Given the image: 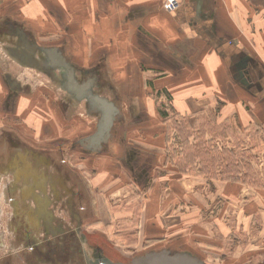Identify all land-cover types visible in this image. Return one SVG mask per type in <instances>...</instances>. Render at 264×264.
<instances>
[{
	"label": "crops",
	"instance_id": "crops-1",
	"mask_svg": "<svg viewBox=\"0 0 264 264\" xmlns=\"http://www.w3.org/2000/svg\"><path fill=\"white\" fill-rule=\"evenodd\" d=\"M3 1L1 16L20 23L23 30L31 32V38L62 40V53L78 55L80 69H87L93 62L102 64L100 69L106 77L102 85L111 86L118 95L119 114L113 118L109 138L93 149L102 151L91 156L87 164L86 170L94 179L91 188L96 192L92 214L101 213L100 209L108 214L113 207L129 201L134 204L139 198L141 202L135 205L140 210L118 211L116 222L122 231H134L130 225L132 216L137 215L138 229L145 230L146 238L161 240L172 225L168 218L161 219L171 214L163 183L172 139L165 138L169 116L158 109L148 93L157 86L165 87L167 93L169 87L175 88L178 114L174 120L183 126L193 127L205 118L220 125L208 110L214 107L211 103L215 98L216 103L226 97L229 103L234 102L229 94L230 64L248 55L257 64L249 59V66L261 72V82L255 91L247 88L263 102L264 0ZM88 82L92 85L94 80ZM185 87H191V93L184 92ZM257 118L264 122V113ZM181 175L192 181L187 194L193 199L189 207L195 212L191 220L178 217L175 225L179 224V230H185V220H193V237L197 236L200 244L216 247L211 255L225 263L234 257L238 264L250 262L242 248L260 245L263 252L257 257L264 264L263 184ZM250 177L246 178L248 182H259L258 176L254 180ZM202 181L208 183L207 188H212L209 192L217 199L212 204L208 201L206 207L199 201L200 193L207 191L201 190ZM217 184L237 185L239 190L232 193L229 188L222 193ZM202 218L210 222L206 228L198 226Z\"/></svg>",
	"mask_w": 264,
	"mask_h": 264
},
{
	"label": "rangeland",
	"instance_id": "rangeland-1",
	"mask_svg": "<svg viewBox=\"0 0 264 264\" xmlns=\"http://www.w3.org/2000/svg\"><path fill=\"white\" fill-rule=\"evenodd\" d=\"M30 34L0 12V264H156L153 258L163 253L185 264H238L237 257L220 262L211 255L216 247L200 244L198 237H193V220L186 221L195 212L189 207L193 199L187 194L192 181L170 164L163 196L171 203L167 204L171 214L161 219L168 218L172 225L160 241L146 238L145 230L138 229L137 215L132 216L130 225L134 231H122L116 222L118 211L140 210L135 205L141 202L139 198L134 204L129 201L128 206L113 207L108 214L103 209L92 214L96 192L91 188L93 176L86 169L90 157L102 150L95 151L80 141L92 137L102 121L104 112L96 98L114 107V118L119 114L118 95L111 86L102 85L106 77L101 63L80 69L78 55L62 53V40H38ZM52 49L61 54L69 69L51 61L48 51ZM249 59L255 62L246 55L230 64L229 94L234 102L229 103L227 97L217 103V98L212 100L214 107L208 111L222 124L214 130L207 121L204 142L212 140L220 148L246 152L252 169L248 177L254 180L258 176L259 182L253 183L264 186V122L257 118L264 113V101L247 88H259L261 72L249 64L245 71L237 68ZM91 79L94 83L89 85ZM168 90L171 95L162 86L147 93L169 116L165 138L178 144L173 131L177 122H172L178 114L176 93L175 88ZM183 91L191 93V87ZM208 111H204L206 115H210ZM207 184L200 183L201 190H207L200 193L201 207L217 201ZM217 186L222 193L229 188L232 193L239 190L237 185ZM182 204L188 207L181 209ZM179 216L186 219L182 231L175 225ZM203 219L198 226L206 228L210 222ZM255 246L242 248L246 250L244 258L250 260L245 264H263L257 257L263 249Z\"/></svg>",
	"mask_w": 264,
	"mask_h": 264
},
{
	"label": "trees",
	"instance_id": "trees-1",
	"mask_svg": "<svg viewBox=\"0 0 264 264\" xmlns=\"http://www.w3.org/2000/svg\"><path fill=\"white\" fill-rule=\"evenodd\" d=\"M163 117L167 116L163 115ZM207 121H210L208 125L212 124L214 130L220 129L216 128L217 123L213 119H200L193 127L185 124L183 126L173 119V122H177V126L173 131L177 137L178 144L169 143L167 148L168 164L176 167L184 175L202 176L220 182H240L255 185L246 179L248 178V173L252 172L251 164L247 163L249 159L245 158L246 152L220 148L212 140L209 143L204 142L206 136L204 125H207ZM203 143H206L205 146ZM209 144H211V147H206ZM197 160L198 162H195ZM243 174H246V176Z\"/></svg>",
	"mask_w": 264,
	"mask_h": 264
},
{
	"label": "water",
	"instance_id": "water-1",
	"mask_svg": "<svg viewBox=\"0 0 264 264\" xmlns=\"http://www.w3.org/2000/svg\"><path fill=\"white\" fill-rule=\"evenodd\" d=\"M48 54H49L51 61L55 65L63 66L67 69L70 68L65 62L64 58L61 56V54L57 53L54 49L49 50ZM95 102L101 107L104 114L102 117V121L98 125L96 134H94L92 137H89L87 139V142L91 146H97L105 140V138L107 137L109 133L110 128L112 127L113 116L115 113L114 107L111 104H107L106 101L96 98ZM153 261L156 264H185L184 262L174 261L172 258H170L164 253L159 256L154 257Z\"/></svg>",
	"mask_w": 264,
	"mask_h": 264
},
{
	"label": "flooded vegetation",
	"instance_id": "flooded-vegetation-1",
	"mask_svg": "<svg viewBox=\"0 0 264 264\" xmlns=\"http://www.w3.org/2000/svg\"><path fill=\"white\" fill-rule=\"evenodd\" d=\"M244 63V64H243ZM243 63H240V64H237V68L239 69V70H247L248 69V64H250V60H246V61H243ZM247 64V67L245 66L246 64ZM254 66V65H253ZM253 69V68H252ZM91 137V136H90ZM89 138V137H88ZM88 138H86V139H83V140H81L80 141V143H88L87 142V139ZM106 139V138H105ZM88 145L89 146H91L89 143H88ZM91 148H95V146H91Z\"/></svg>",
	"mask_w": 264,
	"mask_h": 264
}]
</instances>
